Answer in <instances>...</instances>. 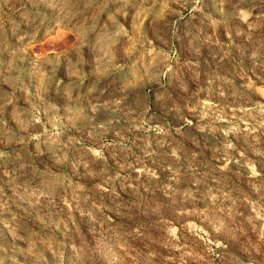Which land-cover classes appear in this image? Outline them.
I'll use <instances>...</instances> for the list:
<instances>
[{
	"label": "rangeland",
	"instance_id": "374dc122",
	"mask_svg": "<svg viewBox=\"0 0 264 264\" xmlns=\"http://www.w3.org/2000/svg\"><path fill=\"white\" fill-rule=\"evenodd\" d=\"M0 264H264V0H0Z\"/></svg>",
	"mask_w": 264,
	"mask_h": 264
}]
</instances>
